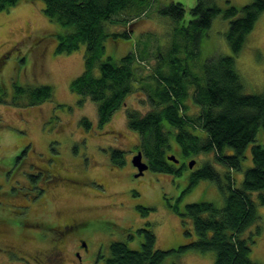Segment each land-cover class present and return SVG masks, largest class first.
<instances>
[{
	"label": "rangeland",
	"instance_id": "1",
	"mask_svg": "<svg viewBox=\"0 0 264 264\" xmlns=\"http://www.w3.org/2000/svg\"><path fill=\"white\" fill-rule=\"evenodd\" d=\"M196 1L151 0L144 8L147 12L139 18L132 14L135 20L130 38L104 42V58L119 60L134 49L137 59L147 67L143 63L142 68H137L138 80L133 92L126 96L125 106L115 110L102 126L96 104L90 99L81 101L82 97L70 87L84 70L85 45L70 53L55 54L58 35L67 33L68 28L43 14L44 3L40 0L19 1L0 11V97L6 101L14 98L16 84L25 89L49 84L54 91L51 99L36 106L14 107L9 101L0 104V264H51L49 257L59 253L64 258L60 264H105L111 242L122 241L138 251L142 237L136 230L148 223L156 236V248L170 251L196 239L192 222L182 221L172 206L176 205L180 212L193 202L206 201L223 207L224 197L215 181L202 179L187 189L192 171L201 169L204 162L213 164L221 176L227 170L214 161L212 153L186 159L171 139L173 151L166 156L173 154L181 159L179 175L148 169L135 178L132 165L141 137L128 127L126 106L141 115L150 110L146 90L154 85L152 77L158 57L175 44L174 24L169 17L160 15L159 9L173 2L181 4L186 9V23ZM248 3L250 0H216L221 8H242ZM228 26V19L216 16L201 42L196 61L186 60L187 57L182 60L189 64L190 71L202 75V63L208 58L233 56L245 94H262L264 13L236 56L225 38ZM120 27L112 26L111 30ZM168 56L171 61V53ZM193 89L188 85L189 92L194 93ZM185 105V114L195 117L198 108L190 97ZM83 119L91 126L86 128ZM255 143L264 145L261 129ZM254 144L244 152L241 171L232 174L235 187H240L245 170L253 166L250 151ZM115 148L123 151L121 167H115L110 157ZM226 152L230 154L232 150ZM192 159L196 161L194 170L187 167ZM256 207L259 219L247 229L246 236L255 232L257 226L262 228L256 243L250 246L249 256L255 263L264 264V205ZM65 223L76 228L64 232ZM184 229L190 232L189 238ZM87 241L88 252L81 247ZM15 247L20 252L9 251ZM99 249L104 257L98 260ZM176 256L169 255L163 264L215 263L211 252L187 250Z\"/></svg>",
	"mask_w": 264,
	"mask_h": 264
},
{
	"label": "trees",
	"instance_id": "2",
	"mask_svg": "<svg viewBox=\"0 0 264 264\" xmlns=\"http://www.w3.org/2000/svg\"><path fill=\"white\" fill-rule=\"evenodd\" d=\"M19 1L23 0H0V11L13 7ZM40 1L44 3L43 14L68 28L67 33L57 34L60 41L55 54L76 51L81 44L86 47L84 70L70 83V87L72 92L82 97L81 101L90 99L96 104L98 122L102 126L111 119L115 110L125 106V98L133 92L134 83L138 80L137 68L147 67L145 62L137 59L134 49L119 60L104 58V42L130 38V27L135 18L147 12L144 8L151 0ZM185 12L184 6L174 2L159 9V14L169 17L174 24L175 44L158 57V66L152 77L154 85L146 90L150 110L141 115L126 106L127 123L132 131L139 133V149L153 172L180 174L165 158L173 151L171 139L186 159L212 153L214 161L227 170L221 176L213 164L204 162L201 169L191 173L187 189L202 179L213 180L224 197V205L220 208L211 202H193L182 212L176 205L172 206L182 221L192 222L196 234L194 241L188 240L170 251L158 250L155 233L148 223L136 230L142 237L138 251L129 249L122 241L111 242L105 264H163L169 255L176 253L179 257L187 250L213 253L214 264H257L249 256L250 246L256 243L255 238L262 228L257 226L256 231L247 236L246 232L259 219L256 206L264 205V145L254 144L258 130L264 132V92L245 94L233 56L208 58L202 63V75L190 71L189 64L185 63L186 60L196 61L206 31L219 15L229 20L225 38L232 54L238 55L246 44V36L264 13V0H250L242 8L232 5L221 8L216 0H197L189 11L191 19L186 23ZM112 26L122 27L111 30ZM168 53H171V61ZM185 57L188 59L184 60ZM188 85L194 87V93L189 92ZM14 90L15 97L7 101L0 97V104L9 101L14 107L36 106L54 95L49 84L27 89L16 84ZM187 97L198 108L195 117L185 114ZM82 122L86 128L91 126L87 119ZM252 144L253 166L245 170L240 187H235L232 174L241 171L244 152ZM226 149L232 152L228 154ZM110 157L115 167L123 166V151L111 149ZM184 232L189 238L190 232L186 229ZM99 257L104 256L101 254Z\"/></svg>",
	"mask_w": 264,
	"mask_h": 264
},
{
	"label": "flooded vegetation",
	"instance_id": "3",
	"mask_svg": "<svg viewBox=\"0 0 264 264\" xmlns=\"http://www.w3.org/2000/svg\"><path fill=\"white\" fill-rule=\"evenodd\" d=\"M140 149H138V151H139ZM136 154H137V152H136ZM135 154V155H136ZM144 161V160H143ZM178 163L177 164H174V163H172L171 161H169L170 163H172L173 164V166H174V168H176V170L177 171H179L180 170V166H181V159L179 160L178 159ZM145 162V161H144ZM168 162V161H167ZM168 162V163H169ZM146 163V162H145ZM183 163V162H182ZM147 165H148V169H149V164L148 163H146ZM188 167V166H187ZM136 170V169H135ZM190 170H194V168H191ZM148 171V170H147ZM196 170H194V171H192V172H195ZM137 170H136V174H137ZM146 172V171H145ZM144 172V173H145ZM135 174V175H136ZM144 175V174H143ZM55 177V179L56 180H58V177L57 176H54ZM55 180V181H56ZM74 228H76V226L75 225H73L72 223H65L64 225H63V230H64V232L65 231H68V230H71V229H74ZM85 244H86V248H84L83 247V249L85 250V251H87L88 252V250L90 249V246H89V244H88V241L87 242H84ZM78 247H80V245H79V243H78ZM82 247V246H81ZM80 247V248H81ZM9 251H11V252H16V253H18V252H20V249H18L17 247H15V248H13V250L12 249H9ZM98 257H97V259L99 260V256L101 255V253H100V249L98 250ZM73 255H74V253H73ZM76 256H78V254H76ZM77 258H79L80 259V257L78 256ZM49 259H50V263L51 264H60V263H62L63 261H64V258L62 257V255H61V253H59L57 256H55V257H52V258H50L49 257Z\"/></svg>",
	"mask_w": 264,
	"mask_h": 264
},
{
	"label": "water",
	"instance_id": "4",
	"mask_svg": "<svg viewBox=\"0 0 264 264\" xmlns=\"http://www.w3.org/2000/svg\"><path fill=\"white\" fill-rule=\"evenodd\" d=\"M165 158L168 162L171 161L174 164H177L179 162L173 154H169ZM143 160L144 159L141 150L137 151V154L132 158V165L136 170H138L137 174L135 175V178L142 176L144 172L148 170V165ZM195 163L196 161L194 159L190 160L188 163L189 169L193 168ZM82 247L86 248V244L84 242L82 243Z\"/></svg>",
	"mask_w": 264,
	"mask_h": 264
}]
</instances>
